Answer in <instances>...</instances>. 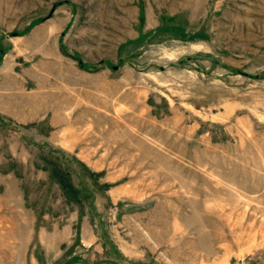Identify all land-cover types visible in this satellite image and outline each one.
<instances>
[{
    "label": "rangeland",
    "instance_id": "1",
    "mask_svg": "<svg viewBox=\"0 0 264 264\" xmlns=\"http://www.w3.org/2000/svg\"><path fill=\"white\" fill-rule=\"evenodd\" d=\"M0 264H264V0H0Z\"/></svg>",
    "mask_w": 264,
    "mask_h": 264
}]
</instances>
